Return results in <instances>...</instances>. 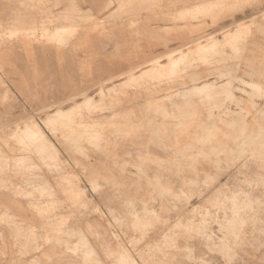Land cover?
Segmentation results:
<instances>
[{"label":"rangeland","instance_id":"374dc122","mask_svg":"<svg viewBox=\"0 0 264 264\" xmlns=\"http://www.w3.org/2000/svg\"><path fill=\"white\" fill-rule=\"evenodd\" d=\"M0 163V264H264V0H0Z\"/></svg>","mask_w":264,"mask_h":264},{"label":"bare ground","instance_id":"6f19581e","mask_svg":"<svg viewBox=\"0 0 264 264\" xmlns=\"http://www.w3.org/2000/svg\"><path fill=\"white\" fill-rule=\"evenodd\" d=\"M68 31V30H67ZM56 35V34H55ZM58 40V39H57ZM189 46V45H188ZM174 73V72H173ZM166 78V77H165ZM202 85V84H201ZM193 88V87H192ZM177 95V94H176ZM170 96V95H169ZM68 99H70V98H68ZM57 112H60V111H57ZM54 120V119H53ZM51 121V120H50ZM70 125V124H69ZM35 133V132H34ZM34 133H32V134H34ZM31 134V135H32ZM37 134V133H36ZM30 135V134H29ZM23 137V136H22ZM28 137V136H27ZM21 138V137H20ZM23 140H24V138H23ZM24 142V141H23ZM18 159V158H17ZM4 160V159H3ZM20 160V159H19ZM28 160V159H27ZM11 161V160H10ZM4 162V161H3ZM24 163V162H23ZM40 163H42V162H40ZM1 164V163H0ZM17 164V163H16ZM15 164V165H16ZM18 165V164H17ZM35 165V164H34ZM21 166V165H20ZM11 167H12V165H11ZM17 168V167H16ZM22 168V167H21ZM26 168V167H25ZM61 170V169H60ZM64 170V169H63ZM62 170V171H63ZM24 171V170H23ZM26 172V171H25ZM25 172H24V174H25ZM64 172V171H63ZM22 173V172H21ZM34 173V172H33ZM59 173V172H58ZM31 174H32V172H31ZM53 174H55V173H53ZM67 174H68V172H67ZM66 174V175H67ZM32 175H34V174H32ZM55 176H57V175H55ZM30 177H31V175H30ZM39 177V176H38ZM64 177V176H63ZM56 178V177H55ZM35 179V178H34ZM40 179V178H39ZM59 179H60V177H59ZM64 179V178H63ZM23 180V179H22ZM36 180V179H35ZM65 180H66V178H65ZM25 181V180H24ZM64 181V180H63ZM38 182V181H37ZM38 183H40V182H38ZM46 183V182H45ZM66 184V183H65ZM70 184H71V182H70ZM38 186V185H37ZM31 187V186H30ZM69 187H70V185H69ZM40 188V187H39ZM76 188V187H75ZM40 190V189H39ZM47 191V190H46ZM44 192V191H43ZM51 192H52V190H51ZM49 193V192H48ZM40 195V194H39ZM26 196V195H25ZM20 197V196H19ZM23 197V196H22ZM25 198V197H24ZM31 198V197H30ZM70 200V199H69ZM73 205V204H72ZM69 209V208H68ZM72 209V208H71ZM79 210V209H78ZM77 212V211H76ZM64 226V225H63ZM58 229V228H57ZM57 231V230H56ZM58 232V231H57ZM79 235V234H78ZM73 236H74V234H73ZM80 240V239H79ZM83 240V239H82ZM83 246H84V244H83ZM121 246V245H120ZM146 246V245H145ZM124 247V246H123ZM86 248V247H85ZM122 248V247H121ZM35 250V249H34ZM128 250V249H127ZM81 252V251H80ZM92 253V252H91ZM89 255V253L87 254V256ZM92 255V254H91ZM90 255V256H91ZM130 256V255H129ZM120 257V256H119ZM121 258V257H120ZM123 259V258H122ZM84 261V260H83ZM119 261V260H118ZM99 262V261H98ZM132 262V261H131ZM97 263V262H96ZM135 263V262H134ZM136 264V263H135Z\"/></svg>","mask_w":264,"mask_h":264}]
</instances>
